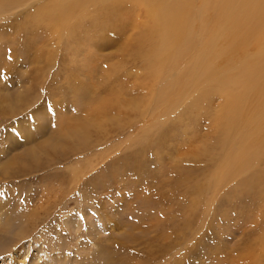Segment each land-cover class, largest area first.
I'll return each mask as SVG.
<instances>
[{
  "label": "rangeland",
  "instance_id": "1",
  "mask_svg": "<svg viewBox=\"0 0 264 264\" xmlns=\"http://www.w3.org/2000/svg\"><path fill=\"white\" fill-rule=\"evenodd\" d=\"M50 1L0 3V264H264L257 189L212 181L221 98L156 99L178 71L149 76L132 4L55 32L32 18Z\"/></svg>",
  "mask_w": 264,
  "mask_h": 264
},
{
  "label": "bare ground",
  "instance_id": "2",
  "mask_svg": "<svg viewBox=\"0 0 264 264\" xmlns=\"http://www.w3.org/2000/svg\"><path fill=\"white\" fill-rule=\"evenodd\" d=\"M108 1L52 0L36 10L32 18L46 20L50 29L59 32L65 29L70 17L77 16L88 5L111 10L114 5L107 4ZM123 1L133 5L127 9L137 14L138 25L147 24L149 29L139 43L151 45L145 56L149 76L155 79L168 66L178 71L169 85H156V99L197 90L203 104L216 97L222 100L216 115L210 121L207 119L220 133L208 150L216 145L222 149V156H216L218 163L211 174L212 181L241 177L239 186L246 191L257 189L253 191L264 203V0H202L198 3L197 19L191 16V0H115ZM0 3L10 7L17 5V0ZM99 17L91 21L96 23ZM88 22L79 25L88 26ZM204 24L208 29H203V47L188 61L197 27ZM213 93L220 96H210ZM261 241L264 242V233ZM254 254L251 256L259 258V253Z\"/></svg>",
  "mask_w": 264,
  "mask_h": 264
}]
</instances>
